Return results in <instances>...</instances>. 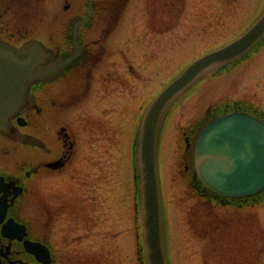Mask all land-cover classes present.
I'll list each match as a JSON object with an SVG mask.
<instances>
[{
	"label": "rangeland",
	"instance_id": "rangeland-1",
	"mask_svg": "<svg viewBox=\"0 0 264 264\" xmlns=\"http://www.w3.org/2000/svg\"><path fill=\"white\" fill-rule=\"evenodd\" d=\"M183 1L182 6L174 9V14L180 15L179 27H165L162 42L159 40L157 44L154 43V45H157L156 47H150L151 34L145 33L148 37H144L143 42L137 43V45H135L136 40H134L135 37L143 34V30H145L142 26L143 6L141 4L143 2L142 0H127L126 11L121 15L120 21L128 24L125 29L119 30L120 34H115L121 36V39L116 41L115 44L124 49L128 43H131L126 42V38H129L131 31H133L131 33L134 37L131 39L133 44L129 47V51H132V57L123 61V58L118 55L112 61V56L107 55V59L105 58L96 68L104 70L112 66L113 69L117 70L113 73L116 76L119 72L122 74L127 73L131 70V67H134V69L141 72L140 77L145 81L143 83L147 85L150 95L159 88L161 81L167 84L173 79V76H177L179 69L190 59L203 51L218 46L227 38L233 39L236 36L234 34L247 23L248 15L245 17L246 12L250 10L251 13L262 4L261 0H235L232 10L227 9L217 19L214 13L211 12L219 14L221 4L226 3V0ZM43 3L31 8L24 6L22 11H19V7L11 8L13 17L10 14L7 17L12 18L10 23L17 25L18 30H24L26 25L28 27L39 25V28L33 30L26 27L25 31L32 34V36L43 38L46 20ZM15 29L12 28L11 30L15 31ZM145 41H149V43L146 44ZM157 47L161 53H151L152 49ZM144 51L143 57L138 56ZM119 53H121L120 50ZM251 56L245 59L239 67H235L236 69L234 68L222 77L212 81H208L206 77H202V80L199 79L200 82L198 81L191 87L185 93V96H180L177 99L174 108L169 111L163 120L162 126H160V141L163 146L162 156L160 157L163 161L161 177L164 189V221L168 264H210L220 263V261L226 264H264V205L238 213L233 209L217 210L202 205L203 203L201 204L192 197L188 189V179L192 173L190 166L191 150L189 149L190 157L187 160V171H184L182 166H177L178 163L176 162V158L180 155L178 150L180 140L176 131L178 124L187 123L191 119L194 120V117L206 105L218 103L222 98H235L246 93L251 97L250 93H254L264 102V42ZM141 57L143 64H140ZM150 58H155V60ZM144 59H148L147 62ZM98 79L99 77L96 78V80ZM119 104L121 103L116 98L110 99L109 102L104 104L105 107L103 108L102 105L96 104V117L105 113L108 117H103V122L107 119L111 126L117 124V129L114 130L116 131V145L108 146L110 151L105 148L106 155H103L104 151L100 149L102 153L99 152L102 155H96V169L88 168L84 171L85 173L96 171V175L101 176L100 187H96V227L93 231L96 236L88 237L85 234L87 228H82L81 224L77 231L76 221L72 222L74 227L72 226L69 229L68 226L71 225V222H68L69 220L66 217L59 216L61 220H52L54 222L53 241L55 249L59 250L60 254L62 251L67 250H71L70 254H75L77 250L89 252L93 249L96 251V264H137L135 258L137 238H135V230L131 228L130 224L131 211L124 209L125 207L120 199L124 191H127V186H129L130 155L127 149L135 132L132 127L137 118L135 114L138 115L139 113V106L137 105V108V106H131L132 104L129 105V109H126L129 114L126 115ZM130 115L133 116L130 124L124 123L125 128L129 130V134H127L128 131L122 132L119 126L121 127V119L129 118ZM202 118L203 116L200 119L202 120ZM127 136H129V140ZM4 144L6 146L12 145L10 141L9 143L8 141L2 143L1 146L4 147ZM11 150L14 153L11 157H21V151L14 149L13 146ZM124 152H127L126 155H121ZM1 158L0 169L8 170L13 164L10 157L7 158V155H4ZM41 181L39 191L43 199H35L30 192L26 193L21 199L20 208L18 207L17 212L19 218L32 227H35L32 224L33 220L39 219L41 223L38 222V227L43 229L49 223L46 215L49 216L53 213L49 211H54L55 205H64L65 199H62L61 196L66 191L67 186L60 175L48 179L43 177ZM47 189L48 191H46ZM48 192L51 193L46 195ZM201 210L203 212L206 210L208 212L211 210V212L218 211L221 215L218 216L225 218V220L229 218V223L230 220L236 221V219L248 223L254 218L255 235H257L258 240L255 257L251 258L243 249L241 244L242 234L246 231L245 229L242 230L241 227H237L238 233L234 231V235L228 233L224 237L221 251H210L206 247L208 242L206 243V240H204L205 236L209 237L205 229L207 228L206 221L199 218ZM34 212L38 215H35ZM211 222L213 229H215L217 219L212 218ZM84 236L85 238H83ZM66 244L69 245V248L65 247Z\"/></svg>",
	"mask_w": 264,
	"mask_h": 264
},
{
	"label": "water",
	"instance_id": "water-1",
	"mask_svg": "<svg viewBox=\"0 0 264 264\" xmlns=\"http://www.w3.org/2000/svg\"><path fill=\"white\" fill-rule=\"evenodd\" d=\"M262 32H264V14L238 40L224 49L205 55L191 63L151 104L150 111L146 114L141 126L139 146L142 230L146 264H165L161 246L159 201L153 159L154 134L162 107L169 97L183 88L199 70L209 64L221 63L237 56ZM45 56L44 48L36 42L27 44L21 50H16L0 42V131L8 129L9 117L22 103L29 83L49 72L47 69H35ZM228 120H230V125L232 123L239 125L241 128L239 133H244V135L234 138L229 144L216 145L214 140L223 133L222 127L225 123H221L216 135L211 134L212 124H210L196 143L197 173L209 188L221 194L242 196L255 193L262 188L264 182V170L260 167V164L264 162V128L257 121H252L243 115L233 114ZM243 139V145L236 144ZM250 148H252V152L247 155ZM230 150L231 153H229ZM241 152L246 153V156L242 155V158L245 156V162H242L238 167V163L240 164L239 153ZM229 155L231 160H226ZM232 157L234 163H232ZM248 158H252L253 171L245 169L248 167ZM253 178H258V184L252 181ZM13 230V226H9L8 232H14ZM26 248L29 252L34 253L40 261L46 263L44 262L47 258L45 248L43 249L36 243H27Z\"/></svg>",
	"mask_w": 264,
	"mask_h": 264
},
{
	"label": "flooded vegetation",
	"instance_id": "flooded-vegetation-1",
	"mask_svg": "<svg viewBox=\"0 0 264 264\" xmlns=\"http://www.w3.org/2000/svg\"><path fill=\"white\" fill-rule=\"evenodd\" d=\"M73 9L65 19V27L62 30H58L55 33H61L62 35L55 36V38H49L54 42H58L66 38L63 35L69 21L82 14V4L75 3L69 5L67 12ZM102 8L100 4L96 3V17L97 20H93L92 25L88 30L84 32V41L87 43V55L84 59H80L75 62L71 67L64 69L63 76L56 82H50L48 84L47 91L44 96L40 98V102L44 99L46 103L47 113L41 122L43 133L39 134L40 139L45 143L44 149L42 150L45 154H38L40 150L32 148L30 155V176L34 179L33 186L36 187L38 183L37 177L46 176V179L63 176L64 181L69 178L68 167L69 163H74V168L84 162L85 158L83 153L78 152V144H82L84 140L88 145L96 143V139L100 140L101 143L107 144L113 138L110 129L101 122L99 118H96V96L98 99L107 100L117 96L118 85L123 95L127 89V82L129 78H118L112 75L107 69L98 71L99 79L96 80V44H98L103 38L102 36L96 37V26L102 23L103 26H110L111 23L102 22L98 20L101 17ZM63 24H60V27ZM83 30L80 31L82 33ZM93 33V35H92ZM79 34V33H78ZM81 38V35L79 39ZM97 39V40H96ZM82 53L85 56L84 48L81 46ZM66 48L63 46H56V54L60 55ZM85 71H89L85 73ZM102 72V74H101ZM91 73V74H90ZM87 76V78H85ZM54 81V80H53ZM96 81L97 84H96ZM59 98L61 100H59ZM57 110H62L58 113ZM255 110H250L255 115L260 116L264 120V112L260 115ZM59 115L61 117V124L59 122ZM39 122L32 120L31 125L40 128ZM42 135V136H41ZM63 157L65 160L64 165L59 169L48 168L46 164L53 162L54 160ZM91 164H94V159H89ZM36 175V176H35ZM72 176V183L76 186H84L85 182L83 179L77 176L76 171L70 172ZM74 176V177H73ZM32 179V180H33ZM68 180V183H69ZM68 184H66L67 186ZM68 190V189H67ZM82 194V190L78 192ZM7 264V263H1ZM15 264H32V263H15Z\"/></svg>",
	"mask_w": 264,
	"mask_h": 264
}]
</instances>
